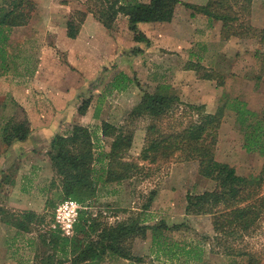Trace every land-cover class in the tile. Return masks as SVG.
<instances>
[{
    "label": "rangeland",
    "instance_id": "obj_1",
    "mask_svg": "<svg viewBox=\"0 0 264 264\" xmlns=\"http://www.w3.org/2000/svg\"><path fill=\"white\" fill-rule=\"evenodd\" d=\"M10 1L4 0L5 3ZM32 1L36 5V10L25 26L34 29L60 27L61 24L57 23L59 15L64 16L65 28L70 19L77 25L82 17L76 12L85 13L88 5H91L90 0H52L50 4H45L47 0ZM140 1L147 2L148 0ZM186 1L188 0H180L182 4H187ZM198 1L203 0H196V2ZM236 2L240 3L242 0H236ZM182 4L176 6L171 23H151V27L156 30L166 28L171 31L180 28L181 23L184 22L183 19H185L186 30L194 29L193 33L195 32V34L190 39L196 43L192 48L187 47L186 54L158 47L156 55L153 53L149 57H133L129 55L133 48H129L130 46L126 44V41L130 42V36L126 32L132 34L129 31L128 18L119 15L113 22L109 32L119 33L118 37L116 38L115 35L113 39V44L118 45V48L114 49L117 54L125 51L127 57L119 60L117 54H111L114 50L109 52L110 48H106V57H108L106 60H109L110 63L106 69L103 68L97 73V84L94 85H97L96 90L90 88L88 93L82 92V95L90 94L87 96L89 98L82 100V103L86 102L87 107L91 106L93 111L95 107H98L99 110L105 109V114L99 122L95 121L87 125L80 124V120L75 118L62 132V135H68L74 125L87 128L91 134L94 132L95 125L102 129L106 124L112 129L105 135L102 133L101 140H96V135L92 134L94 144L92 151L96 159L93 168L97 171L96 175L101 178L96 183L95 197L82 203L73 198L63 199L61 185L50 186L54 179L52 170L51 175L49 170H47V174L39 170L35 177L30 175L32 180L28 184V197L21 196L17 183L18 175L16 174L15 177L8 175L10 179L13 178L12 188L1 186L0 189V220L2 221V223L0 222V264H12V228L8 224L14 221L16 213L20 215L23 213L21 217L23 221L31 219L37 225L30 227L22 223L21 228L25 230L24 232H33L32 237L38 236L40 239L29 246L26 242L17 241L14 243L13 249L19 255L23 253L21 258L29 257L22 261L23 264L25 261L30 262L32 252H36L42 259L48 256L49 264H55L54 257L57 249L49 241L57 230H53L51 226L56 207L67 200L76 201L81 206L75 225L78 223L80 215L83 217L82 224L98 216V221L106 227L132 224L142 229L127 242L130 254L140 262L105 256L98 261L82 264H246L248 255H252L256 259V263L264 264V217L254 231L248 235L228 239L225 245L228 247L227 251L224 250V246H218L214 241L215 235L212 231L210 218L186 215L184 212L187 193L199 195L210 192L214 183L197 174L195 162H180L175 156L160 159L152 153H145L144 150L148 144L146 128L151 122L146 118H140L133 122L128 119V114L139 104L143 94L145 92L154 93L156 90L166 92L175 99L170 105L168 115L159 124L161 128L173 123L176 129H181L188 121L196 120L198 116L188 107L189 105L201 106L203 112L213 113L217 107L226 103L217 133L215 159L233 167L238 175L244 177L257 175L262 167L263 159L259 153L247 152L244 148V135L249 121L246 120L244 123L239 121L233 111L232 100L241 101L245 104L246 109L255 112L258 118L264 119V76L257 79L260 74V62L255 56L256 53H264V38L262 42L254 37L231 38L228 41H223L218 37L220 26L214 30L211 23L200 19L194 20L193 17L200 13L187 9ZM65 5L66 8H64ZM41 7L46 8L42 9ZM248 11L249 16L244 15L245 20L247 17L251 26L264 31V0H251ZM46 12H48V18L45 20L43 15ZM200 29L202 31L209 30V33H201ZM187 36L189 35L187 34ZM29 40L28 48L23 43L22 48L15 47L12 52L11 29L7 50L11 64L13 63L15 68L11 69L7 75L0 77V143L3 142L2 129L8 127V122L26 120L21 106L12 97V88L28 90L32 87V76L29 74L33 73L36 66L34 67L33 56L35 53L31 51V46L35 47L36 43L43 45L53 42H47L46 38L39 35L38 31L35 32V35L29 36ZM71 45L65 47H71ZM100 49L98 47V50ZM134 49L136 50V48ZM12 55L15 56L13 61ZM56 56L61 66L58 75L63 80L69 75L79 80L80 73L68 63L67 53L57 51ZM188 59L193 61L198 73L194 70L186 71L185 67L189 64ZM117 63L130 79L127 88L122 92L110 88L113 78L119 75L116 69ZM106 70L111 72L112 78H110L109 84H107L106 74L108 72ZM205 71L221 75L224 84L219 87L216 81H211L212 83L208 84V82L198 80L197 75L205 73ZM70 72L72 73L70 74ZM28 75L29 77H27ZM160 87L161 89H159ZM101 96L102 100L97 99ZM120 129L132 132L131 147L127 152L119 155L117 161L119 164L113 163L108 170L107 155L110 145ZM48 150L49 148L46 152ZM46 152L40 151L36 154L39 157L47 158ZM26 171L28 173V170ZM107 174L110 175L107 177L108 181H106ZM261 193L264 194V185ZM32 207L36 209V212L30 210ZM22 220L21 222H23ZM180 224L185 226L178 230H160L162 241L166 242L172 252L176 251L173 255L162 256L157 248L152 246V228L160 225L171 228ZM74 235L75 233L68 238ZM59 236L64 237L61 233ZM93 236L94 233H88V238L83 233L77 234V238L81 241H90ZM41 240H43L42 243ZM182 249L186 251L193 249V252L186 254ZM66 258L68 261H65ZM71 259L72 255L65 256L62 264H72Z\"/></svg>",
    "mask_w": 264,
    "mask_h": 264
},
{
    "label": "trees",
    "instance_id": "obj_2",
    "mask_svg": "<svg viewBox=\"0 0 264 264\" xmlns=\"http://www.w3.org/2000/svg\"><path fill=\"white\" fill-rule=\"evenodd\" d=\"M231 1L233 3H230ZM250 1L242 0L238 3L236 0H209L204 6L196 7L182 4L180 0H148L147 2L140 0H90L91 5H88L85 13L76 12L82 17L77 25L71 19L67 22L66 36L69 39L76 37L87 13L91 14L107 31H111L113 22L119 15H123L128 18L129 31L132 33L133 39L148 45L149 42L139 30L138 25L171 23L176 6L182 4L187 9L205 15L210 21L219 22L221 24L220 38L223 41H228L231 38L254 37L262 42L264 31L251 26L247 17L246 20L244 18V15L249 16ZM35 10L36 5L32 0H11L9 3L0 0V77L7 75L11 69L15 68L13 63L11 64L7 50L11 29L27 25ZM130 53L138 55L141 51L132 49ZM255 56L260 62V74L257 76V79H260L261 76H264V53H256ZM14 59L15 57L12 56V61ZM185 68L198 73L193 63H189ZM197 79L216 81L219 87L224 84L223 77L216 72L205 71V73L198 74ZM129 82L128 77L119 74L113 78L110 87L121 92ZM174 100L172 95L160 90H156L154 93L145 92L139 104L128 114V119L131 122L140 118L150 120L151 123L146 128L148 144L144 150L145 153H152L160 159L175 156L180 162H195L197 174L214 183L210 192L199 195L187 193L184 212L186 215L209 217L215 235L214 241L218 246L225 247L228 239L240 238L254 231L264 217V194L261 193L264 185V119L258 118L255 112L246 109L245 104L241 101L232 100L233 111L239 121L241 123L249 121L244 135L245 150L258 152L263 159L262 167L257 175L244 177L238 175L233 167L217 161L214 157L217 133L226 103L217 107L213 113L203 112L201 106L189 105L188 107L198 116L196 120L188 121L181 129H176L173 123L161 128L159 124L168 115L170 105ZM86 108L87 103H82L79 113L82 115ZM7 124L8 127L2 129L3 144L9 146L13 142L26 140L29 134L27 120H12ZM110 130L112 129L109 125H103V135L109 133ZM118 132L107 155L108 170L113 163L119 164L117 162L119 155L127 152L131 147L132 132L124 129H120ZM93 147L91 132L78 125H74L68 135H56L51 139L49 150L46 152L54 173V179L50 186L60 184L63 199L73 198L82 203L95 197L96 183L101 178L96 175L97 171L93 168V164L96 162L92 151ZM108 175H106V181H108ZM97 217L82 224L83 217L80 215L78 223L74 226L75 235L73 237H60V232L55 231L56 234L50 238V244L58 250L64 260L65 256L72 255V264L95 262L105 256L140 262L130 254L127 242L142 229L132 224L106 227L98 221ZM184 226L180 224L171 228L161 227V225L153 227L152 246L156 247L162 256L175 254L176 251L172 252L166 242L162 241L160 230H178ZM81 233L85 234L86 238H88V233H94L93 239L81 241L77 238V234ZM182 250L186 254L193 252V249ZM224 250L227 251L228 247H225ZM247 259L246 264H260L256 263L257 261L252 255H248ZM65 261L68 259L66 258ZM57 263L62 264L63 260L60 258Z\"/></svg>",
    "mask_w": 264,
    "mask_h": 264
},
{
    "label": "crops",
    "instance_id": "obj_3",
    "mask_svg": "<svg viewBox=\"0 0 264 264\" xmlns=\"http://www.w3.org/2000/svg\"><path fill=\"white\" fill-rule=\"evenodd\" d=\"M51 1L52 0H47L45 4H50ZM208 1L209 0L196 2V0H188L186 2L187 4L193 6H204ZM66 7L67 6L65 5L64 8ZM41 8L43 9L46 7ZM47 13L48 12L43 15L45 20L48 18ZM193 19H200L207 23H211L214 30L220 26L219 30H221V24L219 22L210 21L205 15L198 14L193 17ZM183 20L184 22L181 23L182 25H180V28L171 31L166 28L156 30L154 27H151V23L139 24L138 28L148 40V45L135 41L132 34L126 32L130 36V42L126 41V44L130 46L129 48H136V50L141 51L138 55L131 53H129V55L133 57H149L153 53L154 55L157 54L158 47L186 54L187 47L192 48L196 43H193L190 39L195 34V32L193 33L194 29L190 28L186 30L185 26L187 25L185 24V19ZM57 23L58 25L60 23L61 26L39 29L24 26L12 29V52L15 47L22 48L23 43H25L28 48V46H30L29 36L35 35L36 31H38L39 35H43L47 42L53 41L52 44L47 43L37 45L36 43L34 46L37 47V49L32 46L30 48L31 51L35 53L33 56V63L35 64L34 67L36 66V68L33 69V73L29 74L32 76V87L28 90L14 87L12 88V97L15 102L21 106L24 118L29 123L28 137L22 142H13L9 146L0 143V189L1 186L4 188H12L13 178L10 179V177H15L17 174L19 193L21 196L26 197H28L29 194L28 184H30L32 177H35V174L39 170L44 174H47V170H49L50 175L52 174L48 158L39 157L36 153L40 151L46 152L50 146L51 139H53L56 135H62V132L65 130L64 128L67 127L73 119L78 118L80 120V124L82 123L83 125H87L92 124L95 121L99 122V120L103 117V114H105V109L99 110L98 107H95L93 111V109H91L92 107L89 106L81 115L79 113V109L82 105V100L84 98H89L87 96H90V94L82 95V92L85 91L88 93L90 88L91 90H96L97 85H94L97 84V73L103 68L106 69L110 63L109 60H106V58H108L106 57V48H110L109 52L114 50L111 54H117L114 48H118V45L113 44V39L115 35L117 38V34L119 33L113 34L107 31L95 21L91 14H86L84 21L80 25L79 31L74 39L66 37L64 16L62 17L59 15ZM203 32L208 34L209 30H201V33ZM187 34L189 36H187ZM218 37H220V32H218ZM64 44L67 46L70 44L72 45L71 47H65L66 45ZM98 47L101 49L104 48L105 50H98ZM57 51L67 53L68 63L73 65L80 73L79 80L74 79L72 75H69L65 80H63V78L58 75L61 71V66L58 62V57L56 56ZM189 52H192L191 49ZM117 55L119 60H122L123 57L126 56V52H118ZM27 60L29 61V59ZM188 62L192 63L193 61L188 59ZM116 69L118 70V74L122 72V74L128 77V74L120 68L119 63H117ZM106 71L109 73L108 74L106 72L108 79L107 84H109L111 82L110 78H112L111 72L108 70ZM186 71L192 72V70ZM71 73L72 72H70V74ZM29 75L27 77H29ZM202 82H208V84L212 83L211 81L206 80H202ZM97 99L102 100L103 97L101 96ZM95 126L96 127L94 128V132L92 134L96 135V140H101L102 129L101 127H97L98 125ZM26 170H28V173H26ZM30 175H32V177H30ZM6 176L8 178H5ZM30 210H32V212H36V209L33 207ZM22 214L20 215L19 213H16L14 215V221L8 224L10 225L9 227L12 228V264H23L22 261L29 258L26 256L23 258L20 257L23 256V253L22 255H19V253L13 249L15 242H26L29 246L33 245L34 241L38 242L40 240L38 239V236L32 237L33 232H24L25 230L21 228L22 223L25 224V226H37L31 221V219H24L23 221L21 219ZM21 220L23 222H21ZM0 222L2 223L1 220ZM43 240H41V243ZM30 255V262L28 263L25 261V264H49L48 256H46L45 259H42V257H39L36 252H32ZM59 257L64 260L63 256H61L58 250H56V255L54 257L56 262L55 264H58L57 260Z\"/></svg>",
    "mask_w": 264,
    "mask_h": 264
},
{
    "label": "built area",
    "instance_id": "obj_4",
    "mask_svg": "<svg viewBox=\"0 0 264 264\" xmlns=\"http://www.w3.org/2000/svg\"><path fill=\"white\" fill-rule=\"evenodd\" d=\"M80 209V204L73 200L60 203L55 209L51 228L59 231L64 237L71 236L74 233V225Z\"/></svg>",
    "mask_w": 264,
    "mask_h": 264
}]
</instances>
